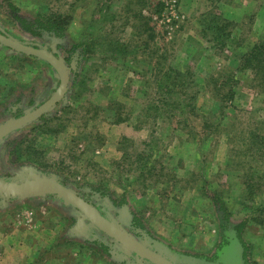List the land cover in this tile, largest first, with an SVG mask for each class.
I'll use <instances>...</instances> for the list:
<instances>
[{
	"label": "rangeland",
	"instance_id": "374dc122",
	"mask_svg": "<svg viewBox=\"0 0 264 264\" xmlns=\"http://www.w3.org/2000/svg\"><path fill=\"white\" fill-rule=\"evenodd\" d=\"M48 12L70 21L57 52H77L85 85L2 140L0 177L33 170L88 188L116 216L123 206L181 264H220L223 235L238 238L242 264H264V84L241 68V55L264 39V0H0V25ZM209 14L219 18V44L199 21ZM80 43L91 53L75 52ZM160 69L193 74L197 89L185 92L196 98L194 115H156ZM58 78L0 45V127L15 107L29 113L48 100ZM77 222L75 209L47 197L9 202L0 207V264H128Z\"/></svg>",
	"mask_w": 264,
	"mask_h": 264
},
{
	"label": "trees",
	"instance_id": "16d2710c",
	"mask_svg": "<svg viewBox=\"0 0 264 264\" xmlns=\"http://www.w3.org/2000/svg\"><path fill=\"white\" fill-rule=\"evenodd\" d=\"M16 11H18L17 9H15ZM215 14L212 15H208L209 17H207V15H205V17L203 16L202 20H199L201 22V25H203L204 30L207 31L209 33V31H211V36L214 40V43L219 44L218 42L223 41L221 38L224 37V35L221 33L222 29L217 25V20L219 18H216L214 16ZM18 22H15L14 25L16 28H14V26L10 23H8L7 25L4 26V28L0 25V33L1 34H6L8 36H12L15 39L19 40L22 44H27L28 46H31L35 49H46L47 52L51 53L52 55H54L56 58L60 59L63 64L65 65L67 71H68V75H69V82H68V86H67V91L64 95V97L57 102L52 108H50L46 113H44L41 117H39L37 120L31 122V123H40L42 122L44 119L50 117L51 112L53 110V108L59 107V106H64L65 105V101H66V97L68 94L72 93L73 89L77 90L78 87L82 88L84 87V81H82L80 79V81H78L79 78V74H78V69L81 63V58L80 56L77 54V49L82 51V47L83 45H85L84 43H80L74 46V49L76 54H72L71 53H67L64 57L60 56V53L57 52V50L60 48V44L59 42L61 41V38L64 36V33L68 30L69 28V22L67 21V17L63 18L59 15L55 14H51L48 12V14H42L39 13V15H37V17H35L33 20L29 19L28 17L24 18V17H17ZM12 34V35H9ZM229 37H227V39H229L230 41H233V38H231L230 34H227ZM226 35V36H227ZM23 37V40L26 39H31L33 40L32 42H28V41H23L18 39V37ZM228 40H226L227 43ZM234 42H236V39L234 37ZM1 45V44H0ZM115 46H117V48H124V47H118L119 45L117 43L114 44ZM3 46V45H2ZM5 47V46H3ZM89 47V45H88ZM8 48V47H6ZM249 49L241 55L242 57V61H243V67H241L244 70L247 69H251L252 71V75L253 78L255 80L256 83H259L258 85H263L264 84V39H262L259 42H255L252 44V47H248ZM9 50H11L10 48H8ZM14 51V50H12ZM83 51L85 53H91L89 51H87L86 48L83 47ZM17 52V51H15ZM20 55H24L30 58H34V59H39L37 57L34 56H30L27 54H23L18 52ZM72 54V55H71ZM41 60V59H39ZM42 62H44L47 67H49V69L51 71H54L55 73H58L54 67H52L48 62L41 60ZM173 71V72H171ZM193 74L188 72H179L177 70H169V72L167 71H159V73L157 75H155L153 77L154 80V84H155V90H156V95L158 96L155 101L153 102L157 108L155 109L156 115H158V117H161L162 115H165L166 113H171V115L169 116L170 119H174L175 117H184L186 114L187 115H194L196 113V105L194 104V100L196 99L194 95H190L192 93L190 92H185L186 89H197V85L195 84V80L193 78ZM57 83L60 86L61 83V79L60 77L57 79ZM79 96V95H76ZM233 95V94H232ZM149 110V108H145L144 110H142V113L144 116H146V112ZM21 109L18 107H15V111L11 112V114L13 115V118H20L23 115L20 114ZM30 123V124H31ZM29 125V124H27ZM26 125V126H27ZM25 127V126H24ZM22 127V128H24ZM22 128L18 129L21 130ZM11 135V134H9ZM8 136V135H7ZM264 139V138H263ZM2 142V141H1ZM0 142V144H1ZM126 156V154H125ZM127 157V156H126ZM124 160V159H123ZM2 178V177H0ZM3 178H7V177H3ZM61 182V181H60ZM64 186H66L67 188H70L68 185H66L65 183L61 182ZM79 196H81L86 202H88L90 205H92L99 213L102 217H104L106 220H108V222H112L113 219H115V214L114 212L109 208V205L104 201H100L99 200V195H97V193L91 191L88 188H80V190L75 191ZM52 197H54L53 199L57 200L55 198V196L52 195ZM17 200H13L10 201V203L12 202H16ZM58 201V200H57ZM124 203H126V201L124 200ZM218 212L221 213L223 215V223L221 224L226 231L230 232V225L228 224V215L225 209V206L222 204V202H220L218 200ZM7 206V205H6ZM6 206H0V207H5ZM69 207V206H68ZM119 209H121V211H123L126 214V221L127 224H129L125 229H129L128 232L135 237V239L140 242L141 244H144L148 249H150L151 251H156V253L168 260H171L169 257H167L163 252L162 249L157 246L155 243H153L152 241H148L147 239H149L147 236H145L144 234H142L141 232V228L136 224V220H133L134 218L131 217V214L129 215V213L123 208L119 207ZM76 211V216L78 218V222H77V230L81 233V234H85V235H92L93 232H91L90 234H88L89 231L92 230H85L83 227H81V225L79 224V220L81 218V215H78V210ZM264 212V211H263ZM136 221V222H135ZM88 222V221H87ZM242 226H237L236 229L239 231V228H241ZM95 230L98 231V238L97 242L99 243V245H101V247H103V249L108 250V253L105 252L108 256H117L120 258H123L125 260V262L127 261L128 264H155L154 262L141 257L140 255H137L135 252H131V255H128L126 252H122L121 250H119V243H117L116 241H114L110 236H108L106 233H104L102 230H100L99 228H94ZM95 234L97 233H93V235L95 236ZM239 235V234H238ZM96 236V237H97ZM101 237V238H100ZM224 235L222 236V241L223 244L218 248L219 253L217 255L216 260L219 261L220 264H225L222 259H221V253H222V246L225 245L228 246L230 244V242L228 243V238H224ZM68 238H66V235L64 238L60 239V243L57 244L58 246H67V245H60V244H65V243H69V241L67 240ZM95 239V240H96ZM106 240V241H105ZM111 241L116 242L113 243ZM146 242V243H145ZM96 243V244H98ZM90 247V246H89ZM92 247V245H91ZM88 250L85 247H80L79 253L80 255L85 251ZM132 256H135L132 257ZM73 259V258H72ZM172 261V260H171ZM175 264H181L180 262H175L173 261Z\"/></svg>",
	"mask_w": 264,
	"mask_h": 264
},
{
	"label": "water",
	"instance_id": "95a60500",
	"mask_svg": "<svg viewBox=\"0 0 264 264\" xmlns=\"http://www.w3.org/2000/svg\"><path fill=\"white\" fill-rule=\"evenodd\" d=\"M0 44L11 50L48 62L54 67L61 78L60 86L50 100L37 110L29 112L20 118L12 119L0 127L1 142L7 135L37 120L59 102L67 91L69 75L63 62L47 52L46 49H35L27 44H22L12 36L1 33ZM52 195L60 203L78 210V215H81L79 224L85 230L89 231L99 228L121 246L129 250V253L133 251L155 264H175L173 261L158 255L156 251H151L144 244L138 242L115 219L111 223L108 222L92 205L86 202L75 191L64 186L58 179L41 176L33 170H24L7 178H0V206H6L13 200L24 201L26 199L43 198ZM242 251L241 243L236 236H233L230 244L223 248L221 259L225 264H242Z\"/></svg>",
	"mask_w": 264,
	"mask_h": 264
},
{
	"label": "flooded vegetation",
	"instance_id": "af4514ba",
	"mask_svg": "<svg viewBox=\"0 0 264 264\" xmlns=\"http://www.w3.org/2000/svg\"><path fill=\"white\" fill-rule=\"evenodd\" d=\"M58 74V73H57ZM58 76L60 77V75L58 74ZM61 79V78H60ZM58 88H59V84H58ZM57 88V89H58ZM57 89L55 90V92H54V94L56 93V91H57ZM53 94V95H54ZM53 95L48 99V100H50L52 97H53ZM48 100H46L45 102H43L42 104H40L35 110H37L39 107H41L43 104H45ZM34 110V111H35ZM12 112V111H11ZM14 112V111H13ZM32 112V111H31ZM20 114H22L23 116L25 115V114H27L26 112H24V111H21L20 112ZM12 117H13V115H12ZM15 118V117H14ZM54 197H52V196H48L47 197V199L48 200H55V199H53ZM118 217V218H117ZM117 218V219H116ZM119 218H121L120 220H118ZM115 220L120 224V225H123V224H127V221H126V214L122 211V213H121V215H119V216H116L115 215ZM123 227H124V225H123ZM91 232H93V233H98V231L97 230H95V229H93L92 231H89L88 232V234H90ZM114 240V239H113ZM115 241V240H114ZM114 241H111V242H113V243H115L116 244V242H114ZM119 247H123V246H121V245H118ZM132 257H134L135 258V256H132ZM136 259V258H135Z\"/></svg>",
	"mask_w": 264,
	"mask_h": 264
},
{
	"label": "crops",
	"instance_id": "0c3cea01",
	"mask_svg": "<svg viewBox=\"0 0 264 264\" xmlns=\"http://www.w3.org/2000/svg\"><path fill=\"white\" fill-rule=\"evenodd\" d=\"M33 199H39V198H33Z\"/></svg>",
	"mask_w": 264,
	"mask_h": 264
}]
</instances>
